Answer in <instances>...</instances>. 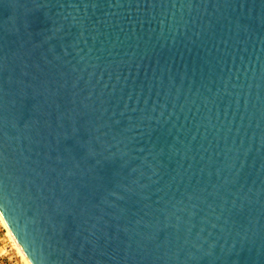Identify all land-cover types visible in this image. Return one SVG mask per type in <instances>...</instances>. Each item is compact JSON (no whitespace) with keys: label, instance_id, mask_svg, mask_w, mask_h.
<instances>
[{"label":"water","instance_id":"obj_1","mask_svg":"<svg viewBox=\"0 0 264 264\" xmlns=\"http://www.w3.org/2000/svg\"><path fill=\"white\" fill-rule=\"evenodd\" d=\"M0 212L32 264H264V0H0Z\"/></svg>","mask_w":264,"mask_h":264},{"label":"rangeland","instance_id":"obj_2","mask_svg":"<svg viewBox=\"0 0 264 264\" xmlns=\"http://www.w3.org/2000/svg\"><path fill=\"white\" fill-rule=\"evenodd\" d=\"M0 222V264H24Z\"/></svg>","mask_w":264,"mask_h":264},{"label":"bare ground","instance_id":"obj_3","mask_svg":"<svg viewBox=\"0 0 264 264\" xmlns=\"http://www.w3.org/2000/svg\"><path fill=\"white\" fill-rule=\"evenodd\" d=\"M0 222L4 226V228L6 229L7 234L10 237L11 241L13 242L12 244H13L14 248L17 250L19 256L21 257V259L23 261V263L24 264H32L30 259L28 258V256L25 254V252L23 251V249L21 248V246L19 245V243L15 239L11 229L9 228V226H8L7 222L5 221L1 212H0Z\"/></svg>","mask_w":264,"mask_h":264}]
</instances>
